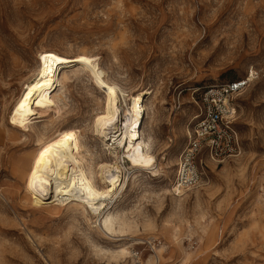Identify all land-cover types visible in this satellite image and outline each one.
Wrapping results in <instances>:
<instances>
[{"label":"rangeland","instance_id":"374dc122","mask_svg":"<svg viewBox=\"0 0 264 264\" xmlns=\"http://www.w3.org/2000/svg\"><path fill=\"white\" fill-rule=\"evenodd\" d=\"M45 49L97 57L126 92L123 118L130 96L150 91L142 132L157 163L124 160L120 146L123 185L97 214L77 201L33 204L19 171L66 130L93 161L115 160L93 130L106 94L87 70H61V97L42 105ZM252 70L237 99L240 153L208 157L200 185L176 193L201 93ZM22 104L24 121L15 118ZM106 210L122 215L114 232ZM0 264H264V0H0Z\"/></svg>","mask_w":264,"mask_h":264},{"label":"bare ground","instance_id":"6f19581e","mask_svg":"<svg viewBox=\"0 0 264 264\" xmlns=\"http://www.w3.org/2000/svg\"><path fill=\"white\" fill-rule=\"evenodd\" d=\"M97 60V57L86 51L69 56L53 49L43 50L41 52L42 67L38 80V85H42L40 101L42 105L48 106L52 99L61 97L56 90L69 77L66 70H61L75 66L87 70L97 86L106 94L105 106L101 112L97 113L93 121L95 128L93 130L101 137L107 149L111 150L110 155H113L115 160L113 162L93 161L91 150L86 147L79 135L69 130L61 132L46 144L41 145L40 149L33 150L19 167L25 189L35 205L49 203L62 206L77 201L79 205L97 214L107 205L108 200L117 196L123 185V168L118 167L121 164L116 165L120 157V146L123 145L127 152L121 156L124 160L127 159L126 156H130L132 163L150 169H154L157 163V156L153 152V141L145 137L142 132L145 121L144 96L150 91L142 90L131 95L130 114L123 118L120 99L122 96L125 99L126 92L118 84L106 78L105 71ZM22 107L23 104L16 110L15 118L24 121L25 115ZM164 159L167 158L164 157ZM175 190L178 194L181 193L178 189ZM104 213L102 221L104 228L114 232L116 230L115 221L117 219L122 221V215L112 213L110 210ZM122 250L125 252L126 249Z\"/></svg>","mask_w":264,"mask_h":264},{"label":"built area","instance_id":"2783aa9c","mask_svg":"<svg viewBox=\"0 0 264 264\" xmlns=\"http://www.w3.org/2000/svg\"><path fill=\"white\" fill-rule=\"evenodd\" d=\"M253 72L241 79L206 87L201 93L200 112L178 158L175 192L178 189L184 193L200 185L208 157L222 163L240 153L237 99L251 85Z\"/></svg>","mask_w":264,"mask_h":264}]
</instances>
